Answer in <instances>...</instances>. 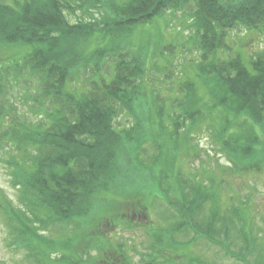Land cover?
I'll list each match as a JSON object with an SVG mask.
<instances>
[{
    "label": "trees",
    "instance_id": "1",
    "mask_svg": "<svg viewBox=\"0 0 264 264\" xmlns=\"http://www.w3.org/2000/svg\"><path fill=\"white\" fill-rule=\"evenodd\" d=\"M189 6L200 61L169 97L149 92L145 79L162 67L150 56L151 41L133 50L132 31ZM236 30L264 35V0H0V147L7 153L0 162L18 195L16 205L1 192L0 213L26 260L221 264L196 249L203 241L236 264H264V228L252 226L247 201L221 204L229 176L263 170L255 164L264 160V49L248 62L242 52L224 56ZM160 46L153 55L166 60ZM112 56V76L102 77L99 62ZM82 75L89 79L79 82ZM22 78L33 82L37 119L9 98ZM205 129L233 165L218 178L206 170L202 184L173 155L200 159L194 134ZM112 192L131 201L118 203ZM155 205L161 223H138ZM96 212L108 215L95 219ZM105 223L144 227L146 247L113 244L100 229Z\"/></svg>",
    "mask_w": 264,
    "mask_h": 264
},
{
    "label": "rangeland",
    "instance_id": "2",
    "mask_svg": "<svg viewBox=\"0 0 264 264\" xmlns=\"http://www.w3.org/2000/svg\"><path fill=\"white\" fill-rule=\"evenodd\" d=\"M192 10L193 7L189 6L181 10L167 11L163 16L157 17L153 24L139 27L138 30L132 31L134 34L130 39V45L133 50L135 52L139 50L140 52L145 51L147 48L142 47V45L151 41L152 43L149 47L150 56L156 61V64L162 67L161 71L154 70L152 74H149L145 79L148 91L153 90L154 93L160 92L161 96L169 97L172 94L169 90H171V88L177 90L179 83L184 80L185 74L191 71V65H196L195 63L200 61L199 50L193 45L190 36L193 30L189 28V22L186 21L187 17H185V14ZM77 15L78 16L69 15V20L75 22L77 18L83 14L78 13ZM159 45H161V50L168 62L159 58L157 55H153L156 51H160L158 50ZM229 45L233 51L224 52V56L227 57L231 53L242 52L246 62H248L256 52L264 49V35L257 33L246 34L243 30L231 31ZM12 55L13 53L7 52V56L10 57ZM116 58V56H112L108 57L103 62H99L101 71L98 69L97 71L101 73L102 77L112 76ZM101 62L102 64H100ZM94 71L95 70L91 67L88 72L91 74ZM81 78L82 80H79V82H82L86 78L89 79V76L86 77L82 75ZM28 80L29 78H22V80L18 82L12 81V89H10L9 98L17 105L21 115H28L32 119H37L38 116L33 113L35 104L32 101L34 100L32 96L36 95L35 88L33 82ZM201 96L206 102L212 103L214 101L209 90L204 86H202ZM168 101L174 102L176 100L171 97ZM214 112L216 113V111ZM203 126L205 127L206 124L204 123ZM260 133L263 137L262 132ZM194 136L197 137L196 145H198L200 149L198 153V156H201L200 159L194 155V159L184 160L183 156L180 158V155L177 154V156L173 155V158L176 160L175 162L185 166V173L188 172L189 175H193L198 180L203 179L202 184L208 183V179H204L206 170H209V173L212 174L211 176L217 178L222 177L225 171L232 167L233 163H230L225 154L217 152L219 150L214 142H212V137L206 129L203 133H199L198 136L197 134H194ZM2 150L1 148L0 157H7V153H5V151L2 152ZM260 163H262L261 168L263 170H256L246 177L239 174H232V176H229L228 185L222 187L221 193L223 210H227L232 203L241 205L240 200L247 201V204L250 206V214L254 217L252 226L255 230L264 228V160L255 165ZM4 191L12 202L17 205L18 195L16 189L12 186L10 168L0 162V194ZM124 191L128 195L132 192L130 189L129 191ZM108 197L123 205L131 201V198L125 197L117 192L110 193ZM146 202L148 201L146 200ZM117 208L118 206L114 205L110 211L120 215L121 211ZM159 214L160 207L155 205L147 216L137 215L135 219H138V223L140 224L145 225L147 223L148 225V223H155L157 225L161 223ZM105 215H108L107 212H96L94 216L95 219L103 220ZM121 218L116 219V221L121 222ZM106 223L103 224L100 229H102L103 233L109 234L113 244L124 242L126 247L134 246L138 252L143 251L146 247V241L148 240L146 238V233L143 231L144 227L126 229L124 225H121V227H114ZM237 242L239 244V241ZM239 246L242 245L239 244ZM16 247L15 244L11 243L8 220L0 213V260H2L4 264H35L32 261L26 260L25 254H27V251L24 250V253L23 250L17 249ZM233 248L237 249L236 245H234ZM196 249L201 251L200 253H203L208 259L211 258V260H216L221 264H236V260L234 258L225 257L217 245L209 243L206 245V243L202 241V243L196 245ZM92 253L97 252L93 251ZM52 254V258H55L59 256L60 253L53 251ZM136 259H139V256H136Z\"/></svg>",
    "mask_w": 264,
    "mask_h": 264
}]
</instances>
